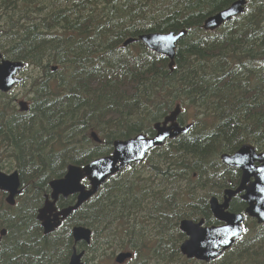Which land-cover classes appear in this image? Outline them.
Here are the masks:
<instances>
[{
    "label": "trees",
    "instance_id": "trees-1",
    "mask_svg": "<svg viewBox=\"0 0 264 264\" xmlns=\"http://www.w3.org/2000/svg\"><path fill=\"white\" fill-rule=\"evenodd\" d=\"M232 1L0 0V52L43 72L32 77L27 112L0 93V170H17L22 189L14 206L0 191V229L8 230L0 264H67L74 225L91 229V243L78 246L87 251L93 244L92 259L101 264H115L113 255L125 250L133 253L128 264L195 262L179 251L185 239L179 221L219 224L208 196L239 179L220 154L248 142L264 152V0H249L243 14L214 32L201 28ZM180 29L187 34L171 70L165 56L140 42L121 46L145 32ZM50 64L59 66L54 74ZM177 104L179 122L193 123L188 133L110 177L57 230L43 234L36 214L52 179L70 163L110 154L116 138L153 135L151 124ZM73 202L60 199L58 207ZM244 209L243 202L231 205ZM263 247L264 225L254 222L213 262L264 264Z\"/></svg>",
    "mask_w": 264,
    "mask_h": 264
},
{
    "label": "water",
    "instance_id": "water-1",
    "mask_svg": "<svg viewBox=\"0 0 264 264\" xmlns=\"http://www.w3.org/2000/svg\"><path fill=\"white\" fill-rule=\"evenodd\" d=\"M246 2L247 0H235L228 7L207 17L202 28L214 31L224 22L244 12ZM185 33V30L177 33L148 32L141 34L138 38L126 39L123 45L139 40L149 49L169 58L168 66L172 69L176 44ZM23 68L25 64L21 61L2 59L0 61V91L8 92L14 85L20 83L22 78L17 77V73ZM19 106L22 111L28 109L25 101L19 102ZM179 113L180 107L177 105L163 120L155 122L153 136L140 133L128 139H116L113 142L111 154L98 157L84 166L69 164L63 177L49 182L50 195H46L43 206L38 210L37 219L41 223L43 233L47 235L58 228L62 221L92 197L110 176L133 163L140 164L150 150L162 146L167 139L186 134L193 124L180 125L177 121ZM90 135L93 140L100 142L95 132H91ZM220 158L226 166L241 171V180L237 188L224 191L222 202L215 196L209 199L212 214L223 224L203 226V220L195 222L182 219L180 221L179 228L187 235L180 245V252L187 259L195 258L198 261L210 262L240 238L244 230L242 228L244 216L229 210L230 200L236 194L242 193L241 199L247 204L245 214L255 218L259 224L264 223V153H257L252 144L246 143L235 153H223ZM84 179L87 180L88 186L82 182ZM0 190L7 192L6 203L14 205L15 197L21 193L17 171L5 173L0 170ZM70 195H75V203L58 210L56 202L59 196L67 198ZM4 234L5 231L1 230L0 240ZM71 234L75 243L89 244L91 241V230L85 226H73ZM84 254V250L78 252L74 247L67 264H83ZM131 257V252L122 251L115 256L114 260L117 264H123Z\"/></svg>",
    "mask_w": 264,
    "mask_h": 264
},
{
    "label": "rangeland",
    "instance_id": "rangeland-1",
    "mask_svg": "<svg viewBox=\"0 0 264 264\" xmlns=\"http://www.w3.org/2000/svg\"><path fill=\"white\" fill-rule=\"evenodd\" d=\"M53 65V64H52ZM58 71V70H57ZM40 75H43V72H42V69L39 68V67H28L26 68V70L22 73V76L25 78V81L23 84L21 85H18L16 86L11 93H8L4 98L5 99H13L14 96H18V98H23V99H30L32 97V94H31V91H29V87L31 85V82H32V77L34 78H37L39 77ZM10 99V100H11ZM187 123V122H186ZM153 124V123H152ZM151 124V125H152ZM224 185V184H222ZM222 188V187H221ZM213 190L216 192V193H219L218 196L221 195L222 193V189H220L219 187H213ZM207 193H208V190H207ZM209 197V196H208ZM253 223H254V220H248L247 221V228L249 229V231L253 230ZM82 245V244H81ZM80 246V245H79ZM78 246V247H79ZM92 247L89 248L87 251L88 253L85 255V259L89 258L87 264H101L100 261L98 262H95L93 258V248H94V245L92 244L91 245ZM81 248V247H79ZM86 251V252H87ZM117 253V252H116ZM116 253L113 255L112 259H111V262L114 263V256L116 255ZM125 264H128V263H125ZM188 264H203V263H199V262H190ZM212 264H217L216 262H213Z\"/></svg>",
    "mask_w": 264,
    "mask_h": 264
},
{
    "label": "flooded vegetation",
    "instance_id": "flooded-vegetation-1",
    "mask_svg": "<svg viewBox=\"0 0 264 264\" xmlns=\"http://www.w3.org/2000/svg\"><path fill=\"white\" fill-rule=\"evenodd\" d=\"M3 59V57L1 56V58H0V61ZM52 70H51V68H50V72H51ZM57 71V70H56ZM56 71H54V72H56ZM53 72V71H52ZM18 76H22V72H20L19 73V75ZM23 77V76H22ZM23 79H25L24 77H23ZM16 87V86H15ZM15 87H13V89L15 88ZM13 89H11L9 92H7V94L8 93H11L12 92V90ZM20 100H24V101H26L29 105H30V101H29V99H23V98H18V96H14L13 97V99H12V102L15 104V106H16V109L19 111V112H23L22 110H20L19 109V106H18V102L20 101ZM29 109V108H28ZM28 109H27V111H28ZM236 170H238V169H236ZM239 171V170H238ZM240 180H241V171H239V179H238V182H237V184L235 185V186H233V187H222V193H221V195L220 196H217V198H218V200L219 201H222L223 200V197H224V191L226 190V189H235V188H237V186L239 185V183H240ZM225 185V184H224ZM223 185V186H224ZM1 192H3V193H5V196H7V192H5V191H2L1 190ZM241 194L242 193H239V194H236L235 196H233L232 198H231V200H230V210H231V205H232V203H235V204H237V205H239V203L240 202H243V204H245V208H246V202L244 201V200H242L241 199ZM4 199H5V197H4ZM209 206V205H208ZM209 210H210V206H209ZM245 210V209H244ZM232 211V210H231ZM210 212H211V210H210ZM233 212H235V211H233ZM236 213H240V212H236ZM242 213H244V211L242 212ZM211 215H212V213H211ZM36 220H37V218H36ZM198 220V219H197ZM248 220H252V219H250V218H247V219H245V224H247V221ZM38 221V220H37ZM39 222V221H38ZM40 226H41V224H40ZM204 226H210V225H207L206 223H205V221H204ZM42 228V227H41ZM1 230H4L5 231V234L1 237V240H0V253H1V249H2V247H3V243H4V241H5V239H6V237H7V235H8V230H7V228H5V227H2L1 229H0V232H1ZM42 231H43V229H42Z\"/></svg>",
    "mask_w": 264,
    "mask_h": 264
},
{
    "label": "bare ground",
    "instance_id": "bare-ground-1",
    "mask_svg": "<svg viewBox=\"0 0 264 264\" xmlns=\"http://www.w3.org/2000/svg\"><path fill=\"white\" fill-rule=\"evenodd\" d=\"M137 1V0H136ZM192 2V1H191ZM163 7V6H162ZM179 7V6H178ZM176 11V10H175ZM144 14V13H143ZM163 14V13H162ZM7 21V20H6ZM94 36V35H93ZM78 41V40H77ZM79 45V44H78ZM140 49V48H139ZM126 50V49H125ZM22 51V50H21ZM106 52V51H105ZM16 54V53H15ZM109 56H110V54H108ZM45 58V57H44ZM103 58V57H102ZM96 59V58H95ZM98 59V58H97ZM104 59V58H103ZM41 60V59H40ZM105 60V59H104ZM47 61H49L48 60V58H47ZM90 63V62H89ZM28 65V64H27ZM78 66V65H77ZM47 67V66H46ZM76 70V69H75ZM78 70V69H77ZM79 71V70H78ZM80 72V71H79ZM74 73V72H73ZM79 74V73H78ZM64 78V77H63ZM84 99V98H83ZM83 105V104H82ZM90 126V125H89ZM19 133V132H18ZM29 133V132H28ZM39 133V132H38ZM20 135V134H19ZM19 138V137H18ZM117 139V138H116ZM123 139V138H122ZM45 140V139H44ZM85 143V142H84ZM45 145V144H44ZM48 152V151H47ZM50 152V151H49ZM53 155V154H52ZM88 163V162H87ZM158 165V164H157ZM157 167V166H156ZM156 177V176H155ZM174 192V191H173ZM200 193V192H199ZM4 197V196H3ZM75 211V210H74ZM165 211V210H164ZM77 212V211H76ZM148 214V213H147ZM76 215V214H75ZM71 220V219H70ZM2 222V221H1ZM97 225V224H96ZM99 226V225H98ZM168 227V226H167ZM172 227V226H171ZM177 233V232H176ZM73 238V237H72ZM166 239V238H165ZM94 241V240H93ZM73 242H74V240H73ZM79 243H83V242H78V243H75L74 242V245H73V248L74 247H76V250L79 252L80 250H81V248H79V247H77L78 246V244ZM171 243V242H170ZM175 245V244H174ZM173 245V246H174ZM175 247V246H174ZM73 248H72V251H73ZM264 248V247H263ZM262 249V248H261ZM178 250V249H177ZM257 250V249H256ZM71 254H72V252H71ZM70 254V255H71ZM250 256V255H249Z\"/></svg>",
    "mask_w": 264,
    "mask_h": 264
},
{
    "label": "snow or ice",
    "instance_id": "snow-or-ice-1",
    "mask_svg": "<svg viewBox=\"0 0 264 264\" xmlns=\"http://www.w3.org/2000/svg\"><path fill=\"white\" fill-rule=\"evenodd\" d=\"M159 139H164V137H159Z\"/></svg>",
    "mask_w": 264,
    "mask_h": 264
}]
</instances>
